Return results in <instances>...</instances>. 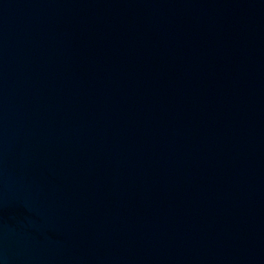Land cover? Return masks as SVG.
<instances>
[{
  "label": "water",
  "instance_id": "1",
  "mask_svg": "<svg viewBox=\"0 0 264 264\" xmlns=\"http://www.w3.org/2000/svg\"><path fill=\"white\" fill-rule=\"evenodd\" d=\"M0 264H264V0H0Z\"/></svg>",
  "mask_w": 264,
  "mask_h": 264
}]
</instances>
